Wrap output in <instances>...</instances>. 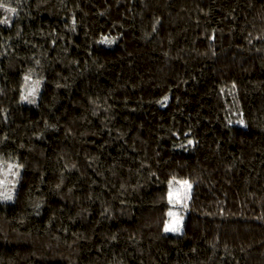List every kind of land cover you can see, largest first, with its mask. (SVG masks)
Listing matches in <instances>:
<instances>
[{
  "label": "trees",
  "instance_id": "obj_1",
  "mask_svg": "<svg viewBox=\"0 0 264 264\" xmlns=\"http://www.w3.org/2000/svg\"><path fill=\"white\" fill-rule=\"evenodd\" d=\"M0 5V264H264V0Z\"/></svg>",
  "mask_w": 264,
  "mask_h": 264
},
{
  "label": "rangeland",
  "instance_id": "obj_2",
  "mask_svg": "<svg viewBox=\"0 0 264 264\" xmlns=\"http://www.w3.org/2000/svg\"><path fill=\"white\" fill-rule=\"evenodd\" d=\"M169 185V199L172 209L163 230L167 233L182 234L186 202L189 201L193 184L189 180H172ZM168 229L167 231L165 229Z\"/></svg>",
  "mask_w": 264,
  "mask_h": 264
},
{
  "label": "snow or ice",
  "instance_id": "obj_3",
  "mask_svg": "<svg viewBox=\"0 0 264 264\" xmlns=\"http://www.w3.org/2000/svg\"><path fill=\"white\" fill-rule=\"evenodd\" d=\"M0 6H2V5H0ZM9 11L10 12H15V9H9ZM3 22H7L6 20L5 21H3ZM109 43H110V41H108ZM3 198L4 199H10L11 197H10V195L9 194H7V193H5V194H3ZM166 231L168 230L167 228L165 229Z\"/></svg>",
  "mask_w": 264,
  "mask_h": 264
}]
</instances>
